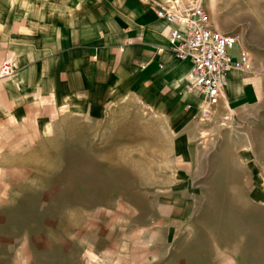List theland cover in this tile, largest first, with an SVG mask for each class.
<instances>
[{"label":"rangeland","instance_id":"374dc122","mask_svg":"<svg viewBox=\"0 0 264 264\" xmlns=\"http://www.w3.org/2000/svg\"><path fill=\"white\" fill-rule=\"evenodd\" d=\"M205 6L258 88L202 114L147 94L119 46L64 70L76 92L45 98L29 135L0 118V264H264V0Z\"/></svg>","mask_w":264,"mask_h":264},{"label":"crops","instance_id":"0c3cea01","mask_svg":"<svg viewBox=\"0 0 264 264\" xmlns=\"http://www.w3.org/2000/svg\"><path fill=\"white\" fill-rule=\"evenodd\" d=\"M21 2L19 14L14 0H0V53H13L16 65L11 76L0 78V118L23 124L24 134H30L29 122L45 119V98L76 92L63 81L64 70H91L90 58L99 57L98 66L116 46L122 52L119 56L138 69L146 93L173 99L179 107L198 99L186 89L190 62L178 59L168 47L172 24L156 16V7L164 0L70 1L67 5L53 1L51 8L47 1ZM246 54L249 64L226 73L222 98L228 93L229 102L245 97L247 81L258 88L248 50Z\"/></svg>","mask_w":264,"mask_h":264},{"label":"built area","instance_id":"2783aa9c","mask_svg":"<svg viewBox=\"0 0 264 264\" xmlns=\"http://www.w3.org/2000/svg\"><path fill=\"white\" fill-rule=\"evenodd\" d=\"M206 0H165L155 10L157 18L172 24L167 33L169 49L181 60L190 62L186 84L202 105L201 113L216 107L222 98L226 73L232 67H242L245 54L238 47V35L216 29L205 6ZM238 47L240 58L229 51ZM14 58L7 55L0 65V77L15 71Z\"/></svg>","mask_w":264,"mask_h":264},{"label":"bare ground","instance_id":"6f19581e","mask_svg":"<svg viewBox=\"0 0 264 264\" xmlns=\"http://www.w3.org/2000/svg\"><path fill=\"white\" fill-rule=\"evenodd\" d=\"M243 51H244V54H245V63H247V64H249V62H250V58L247 56V54H246V50L243 48ZM237 69H240V68H237ZM201 103V102H200ZM201 105V104H200ZM201 108H202V106H201Z\"/></svg>","mask_w":264,"mask_h":264}]
</instances>
